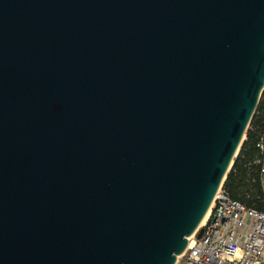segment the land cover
Returning <instances> with one entry per match:
<instances>
[{
    "label": "water",
    "instance_id": "1",
    "mask_svg": "<svg viewBox=\"0 0 264 264\" xmlns=\"http://www.w3.org/2000/svg\"><path fill=\"white\" fill-rule=\"evenodd\" d=\"M263 86L264 0H0V264H173Z\"/></svg>",
    "mask_w": 264,
    "mask_h": 264
},
{
    "label": "built area",
    "instance_id": "2",
    "mask_svg": "<svg viewBox=\"0 0 264 264\" xmlns=\"http://www.w3.org/2000/svg\"><path fill=\"white\" fill-rule=\"evenodd\" d=\"M257 109L263 118V129L256 142L259 158L255 163L261 165L264 193V86ZM247 181L254 179L249 176ZM199 230L188 238L186 249L177 255L173 264H263L264 209L246 206L231 195L224 183L217 190L210 215Z\"/></svg>",
    "mask_w": 264,
    "mask_h": 264
},
{
    "label": "trees",
    "instance_id": "3",
    "mask_svg": "<svg viewBox=\"0 0 264 264\" xmlns=\"http://www.w3.org/2000/svg\"><path fill=\"white\" fill-rule=\"evenodd\" d=\"M257 112L258 109L247 128L246 139L224 181V187L234 198L241 200L246 206L264 209V193L260 180L261 165L255 163L259 158L256 142L263 129V118ZM249 176L254 181H247Z\"/></svg>",
    "mask_w": 264,
    "mask_h": 264
},
{
    "label": "bare ground",
    "instance_id": "4",
    "mask_svg": "<svg viewBox=\"0 0 264 264\" xmlns=\"http://www.w3.org/2000/svg\"><path fill=\"white\" fill-rule=\"evenodd\" d=\"M209 215H210V209H209L208 212L206 213V215H205L204 219L202 220V222H201V224H200L199 227H201V226L205 223V221L207 220V218L209 217Z\"/></svg>",
    "mask_w": 264,
    "mask_h": 264
},
{
    "label": "rangeland",
    "instance_id": "5",
    "mask_svg": "<svg viewBox=\"0 0 264 264\" xmlns=\"http://www.w3.org/2000/svg\"><path fill=\"white\" fill-rule=\"evenodd\" d=\"M248 127H249V126H248ZM245 139H246V134H245L244 140H245ZM244 140H243V141H244ZM241 146H242V145H241ZM240 149H241V147H240ZM240 149H239V151H240ZM239 151H238V153H239Z\"/></svg>",
    "mask_w": 264,
    "mask_h": 264
},
{
    "label": "crops",
    "instance_id": "6",
    "mask_svg": "<svg viewBox=\"0 0 264 264\" xmlns=\"http://www.w3.org/2000/svg\"><path fill=\"white\" fill-rule=\"evenodd\" d=\"M263 264H264V262H263Z\"/></svg>",
    "mask_w": 264,
    "mask_h": 264
}]
</instances>
